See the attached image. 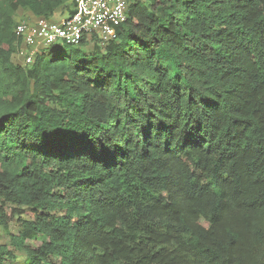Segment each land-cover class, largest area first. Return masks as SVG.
I'll return each instance as SVG.
<instances>
[{
	"label": "trees",
	"instance_id": "trees-1",
	"mask_svg": "<svg viewBox=\"0 0 264 264\" xmlns=\"http://www.w3.org/2000/svg\"><path fill=\"white\" fill-rule=\"evenodd\" d=\"M127 2L22 64L72 0H0V264H264V0Z\"/></svg>",
	"mask_w": 264,
	"mask_h": 264
},
{
	"label": "built area",
	"instance_id": "built-area-1",
	"mask_svg": "<svg viewBox=\"0 0 264 264\" xmlns=\"http://www.w3.org/2000/svg\"><path fill=\"white\" fill-rule=\"evenodd\" d=\"M127 7V0H72V13L63 19L18 21L13 30L21 40L17 54L30 64L40 49L58 42L78 45L92 36L101 42L116 39L118 27L127 19Z\"/></svg>",
	"mask_w": 264,
	"mask_h": 264
},
{
	"label": "rangeland",
	"instance_id": "rangeland-1",
	"mask_svg": "<svg viewBox=\"0 0 264 264\" xmlns=\"http://www.w3.org/2000/svg\"><path fill=\"white\" fill-rule=\"evenodd\" d=\"M69 14L67 13V12H64L63 14L62 13H55L54 14V16H53V20H60V19H63V18H65V17H67ZM16 19H17V21H21V20H24V19H27V20H29V19H32V17L28 14V13H26V12H23L22 10H20L18 13H17V17H16ZM87 42V44H86V50H90L91 48H92V43L91 42H89L88 40L86 41ZM58 44V46H62L63 45V43H61V42H58L57 43ZM72 47H74V46H72ZM13 60L15 61V62H19V63H24V59H23V57L20 55V56H18V55H14V57H13ZM11 231L13 232V233H15L16 231H17V229L16 228H12L11 229ZM7 242V236L5 235V233L0 229V243H6ZM24 261H25V257L24 256H22L17 262H15V263H13V264H23L24 263Z\"/></svg>",
	"mask_w": 264,
	"mask_h": 264
},
{
	"label": "crops",
	"instance_id": "crops-1",
	"mask_svg": "<svg viewBox=\"0 0 264 264\" xmlns=\"http://www.w3.org/2000/svg\"><path fill=\"white\" fill-rule=\"evenodd\" d=\"M16 55H18V54L16 53ZM18 56H20V55H18Z\"/></svg>",
	"mask_w": 264,
	"mask_h": 264
}]
</instances>
